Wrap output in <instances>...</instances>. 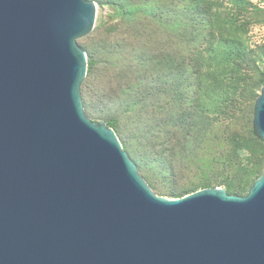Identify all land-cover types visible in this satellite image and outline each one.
<instances>
[{
	"label": "water",
	"instance_id": "water-1",
	"mask_svg": "<svg viewBox=\"0 0 264 264\" xmlns=\"http://www.w3.org/2000/svg\"><path fill=\"white\" fill-rule=\"evenodd\" d=\"M89 0H0V264H264V166L244 196H157L84 113ZM252 127L264 148V85Z\"/></svg>",
	"mask_w": 264,
	"mask_h": 264
},
{
	"label": "trees",
	"instance_id": "trees-1",
	"mask_svg": "<svg viewBox=\"0 0 264 264\" xmlns=\"http://www.w3.org/2000/svg\"><path fill=\"white\" fill-rule=\"evenodd\" d=\"M89 1L110 13L78 45L85 115L114 131L158 196L215 187L246 195L264 166L252 127L264 46L249 49L236 36L253 15L264 27V8L234 2L248 15L236 23L209 0Z\"/></svg>",
	"mask_w": 264,
	"mask_h": 264
},
{
	"label": "rangeland",
	"instance_id": "rangeland-1",
	"mask_svg": "<svg viewBox=\"0 0 264 264\" xmlns=\"http://www.w3.org/2000/svg\"><path fill=\"white\" fill-rule=\"evenodd\" d=\"M209 1L215 4L217 10L220 11L223 15H226L229 18H231V15H235L234 17L236 23H238L237 21L242 22L243 19L246 18L248 19V15H244V14L238 15L236 10L237 7L234 6V2L236 1H241L244 3L247 2L256 7L264 8V0H209ZM109 13L110 11L108 8L106 7L98 8L97 6L96 19L93 30L86 37L79 39L77 44L86 45L88 43V40L92 38L95 32V28L100 23V21L109 20ZM257 21H261V17L253 15V17L249 19L250 23L248 24V26H246L244 32H240L236 36L238 39H240L243 42V44L246 47H248L249 49H253L255 51H258L257 49L259 47L264 46V27L261 24H259ZM236 95H239V93L237 92ZM238 98L240 99L239 96ZM218 188H222V187H218Z\"/></svg>",
	"mask_w": 264,
	"mask_h": 264
}]
</instances>
